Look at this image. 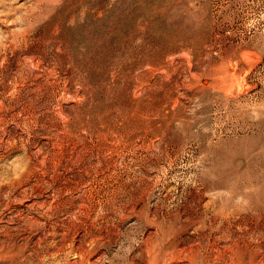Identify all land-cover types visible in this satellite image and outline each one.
Returning a JSON list of instances; mask_svg holds the SVG:
<instances>
[{"label":"rangeland","instance_id":"1","mask_svg":"<svg viewBox=\"0 0 264 264\" xmlns=\"http://www.w3.org/2000/svg\"><path fill=\"white\" fill-rule=\"evenodd\" d=\"M0 264H264V0H0Z\"/></svg>","mask_w":264,"mask_h":264},{"label":"bare ground","instance_id":"2","mask_svg":"<svg viewBox=\"0 0 264 264\" xmlns=\"http://www.w3.org/2000/svg\"><path fill=\"white\" fill-rule=\"evenodd\" d=\"M147 19H148V18H147ZM129 23H130V22H129ZM129 23H128V24H129ZM142 23H143V22H142ZM133 24H134V23H133ZM130 26H131V25H130ZM132 27H133V26H132ZM134 27H136V26H134ZM137 28H138V27H137ZM124 30H125V29H124ZM151 30H152V29H151ZM153 30H154V28H153ZM137 31H138V30H137ZM127 32H128V31H127ZM120 33H121V32H120ZM136 33H137V32H136ZM149 34H150V33H149ZM111 35H113V34H111ZM119 36H121V35H119ZM124 37H125V36H124ZM129 37H130V36H129ZM129 37H128V38H129ZM150 38H151V37H150ZM150 38H149V39H150ZM122 39H123V38H122ZM125 39H126V38H125ZM125 39H124V40H125ZM144 39H146V38H144ZM133 40H134V39H133ZM91 41H92V40H91ZM140 41H141V40H140ZM135 43H136V42H135ZM137 43H139V40H138ZM137 43H136V44H137ZM141 43H144V42H141ZM125 44H126V43H125ZM136 44H135V45H136ZM149 44H152V43L150 42ZM149 44H148V46L150 47ZM142 45H143V44H142ZM146 45H147V44H146ZM102 46H103V45H102ZM115 46H116V45H115ZM123 46H124V45H123ZM143 46H144V45H143ZM136 47H137V46H136ZM124 48H125V47H124ZM137 48H138V47H137ZM127 49H128V48H127ZM134 49H135V48H134ZM134 49H132V50H134ZM130 50H131V49H130ZM147 50H149V49H147ZM147 50H145V51H147ZM134 51H135V50H134ZM137 51H138V50H137ZM137 51H136V52H137ZM129 52H130V51H129ZM92 53H93V52H92ZM144 53H145V52H144ZM152 53H153V52H152ZM129 54L131 55V53H129ZM149 54H150V53H149ZM134 55H135V54H134ZM146 55H147V54H146ZM152 56H153V55H152ZM148 57H149V56H148ZM92 58H93V57H92ZM133 59H134V58H133ZM152 59H153V58H152ZM138 60H139V59H138ZM140 60H141V59H140ZM133 61H134V60H133ZM129 62H130V61H129ZM144 63H145V64H144L145 72H144V71H143V72H144L146 75H148V74L150 73V71H151V69H152L153 66L151 67V61H150V60H146ZM153 64H154V63H153ZM135 65H136V64H135ZM118 66H119V65H118ZM126 66H127V65H126ZM139 66H142V65H139ZM87 67H88V66H87ZM129 67H130V66H129ZM142 70H143V66H142ZM139 71H140V70H139ZM141 73H142V71H141ZM144 73H143V74H144ZM136 77H137V76H136ZM137 79H138V78H137ZM146 84H147V83H146ZM143 94H144V93H143ZM144 95H145V94H144ZM140 98H141V97H140ZM145 114H146V113H145ZM148 115H149V114H148Z\"/></svg>","mask_w":264,"mask_h":264}]
</instances>
